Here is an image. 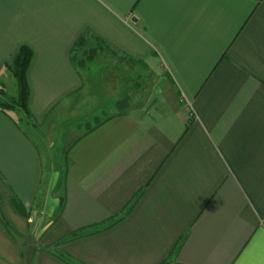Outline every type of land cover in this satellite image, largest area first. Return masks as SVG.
<instances>
[{"label":"crops","instance_id":"0c3cea01","mask_svg":"<svg viewBox=\"0 0 264 264\" xmlns=\"http://www.w3.org/2000/svg\"><path fill=\"white\" fill-rule=\"evenodd\" d=\"M23 46L30 116L0 108V264H264V0H0L2 102ZM90 48L131 103L65 130L53 186L46 142L96 99L73 59Z\"/></svg>","mask_w":264,"mask_h":264},{"label":"rangeland","instance_id":"374dc122","mask_svg":"<svg viewBox=\"0 0 264 264\" xmlns=\"http://www.w3.org/2000/svg\"><path fill=\"white\" fill-rule=\"evenodd\" d=\"M86 53H88V50L86 51ZM87 63L89 69H91V72H87L88 73L86 78L87 84L84 88L85 95L93 93L95 94L93 95L94 98H96L94 103L89 102L84 107H82V110H85L86 112L89 109V114L88 115L85 114L84 115L85 117L81 119V118H77V114L71 115L70 113L67 112L66 115L64 116L65 123L62 125V127L60 125L58 128H54L51 132L50 140L53 141L46 142V144L49 146L48 148L49 153H47V155L49 156L48 162L52 164H49V167L46 169L47 172H45V174L48 176V179L50 180V185L53 186L55 184L54 177L56 176L54 174L58 173L57 170L61 171L64 168L63 162H60L55 151L57 148H60L64 143L63 134L65 130L70 128L76 130L77 128L79 132L87 131L88 130L87 128L89 126L93 127L94 125L97 124V122H102V120L104 121L108 115L115 113V109H116L115 101L117 100V97H119L118 89L120 90V92L122 91L121 92L122 97L123 96L125 97L127 94L126 91L123 92V87H121L124 81L123 80L120 81L119 78L112 73L113 62L111 60V55L96 52V54H92L89 56V59H87ZM114 76L116 78H114ZM148 90H150V88H148ZM132 91L133 89H131V91L129 92L132 93ZM151 93L152 92H149V94L147 95L148 98H150ZM145 94H147V91L145 92ZM1 99L2 98H0V101H2ZM4 101L10 103V101L7 98H4ZM130 103L131 100H128L127 105H129ZM13 108H17V107H13ZM76 111H78V109ZM9 113H11L13 116H16L15 114L12 113V111L11 112L9 111ZM42 159H44L43 154H42Z\"/></svg>","mask_w":264,"mask_h":264},{"label":"trees","instance_id":"16d2710c","mask_svg":"<svg viewBox=\"0 0 264 264\" xmlns=\"http://www.w3.org/2000/svg\"><path fill=\"white\" fill-rule=\"evenodd\" d=\"M81 39L77 40L74 46V53L75 49L79 47L81 44ZM98 52V48H90L88 50V53H84L82 58H79L77 53L75 56H73V59H77V66L78 67H84L87 63V59H89V56L92 54H96ZM87 54V55H86ZM32 58V51L23 46L20 48L19 52L14 56L12 62L8 66L10 71L12 72V75L14 76L16 83H17V97L14 100H9L8 102H2L0 101V108L2 109H8L12 107H17L19 110H21L26 116H30L29 109H28V98H29V87L27 82V69L30 64ZM128 97H124L120 100H118L115 103L116 109L118 112L123 111L124 109H128ZM84 124V121H83ZM101 122H97L95 125H100ZM94 127H88L87 131L90 132ZM19 208V206H17ZM20 209V208H19ZM25 219H28V215L24 213ZM73 236H76L75 234ZM162 264H167V262H163Z\"/></svg>","mask_w":264,"mask_h":264}]
</instances>
